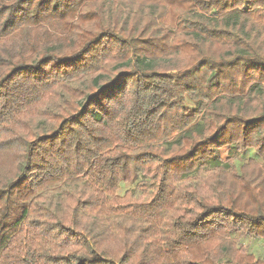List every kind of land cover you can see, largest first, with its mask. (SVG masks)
<instances>
[{"label": "trees", "instance_id": "16d2710c", "mask_svg": "<svg viewBox=\"0 0 264 264\" xmlns=\"http://www.w3.org/2000/svg\"><path fill=\"white\" fill-rule=\"evenodd\" d=\"M0 264H264V0H0Z\"/></svg>", "mask_w": 264, "mask_h": 264}, {"label": "rangeland", "instance_id": "374dc122", "mask_svg": "<svg viewBox=\"0 0 264 264\" xmlns=\"http://www.w3.org/2000/svg\"><path fill=\"white\" fill-rule=\"evenodd\" d=\"M238 159L241 160V161H244V160H246L247 158H243V157L239 156ZM262 176H263V175H261V177H262ZM234 236H235V235L233 234V235L231 236V238L234 237ZM231 240H233V239H231ZM234 241H235L236 243H241V241H239L238 238L234 239Z\"/></svg>", "mask_w": 264, "mask_h": 264}]
</instances>
